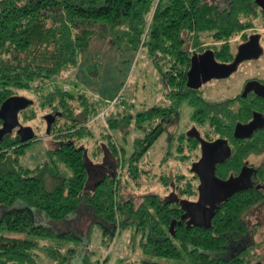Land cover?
Segmentation results:
<instances>
[{"label":"trees","instance_id":"obj_1","mask_svg":"<svg viewBox=\"0 0 264 264\" xmlns=\"http://www.w3.org/2000/svg\"><path fill=\"white\" fill-rule=\"evenodd\" d=\"M253 1L230 0L222 9V0H0V106L18 91H32L39 85L34 92L45 90L39 98L41 106L48 109L46 135L52 137L53 145L45 151V161L31 169L21 164L27 147L40 137L30 126L24 127L32 129L31 140L22 142L13 132L0 143V264H39V253L52 264H70L83 239L72 234L67 224L83 206L95 219L87 229V239L94 225L102 227L104 243L111 242L117 231L131 230L140 238L144 255L157 259L146 264H264L250 252L262 245L252 239L257 225L245 219L252 209L264 204V165L256 172L261 186L216 205L206 229L187 228L180 222L181 208L169 199L170 193L185 199L196 197L197 179L190 166V177H174L167 196L146 194L137 206L118 195L117 171L92 183V190L86 193L93 165L80 143L93 138L89 126L102 121L98 118L101 112L86 94L73 93L69 85L70 90L58 86V81L81 67L90 79L98 78L100 64L89 60L95 37H108L110 48L124 54L144 49L161 81L163 100L135 117L105 113L108 132L119 131L134 120L143 134L126 155L123 147L121 152L117 150L107 133V157L115 158L121 172L137 181L142 172L138 164L165 134V128L178 120L185 105L192 110L187 128L196 127L208 140H230L231 157L216 169L217 178L226 179L238 173L249 154L264 151L262 136L247 141L231 136L234 123L248 120L254 105H246V112L241 113L240 108L230 106L234 100L209 104L201 92H191L186 87L189 50H202L205 40L216 43L236 37L248 27L246 18L252 13L249 4ZM213 49L218 60H230ZM83 59L88 63L82 64ZM117 96L120 103L121 95ZM32 102L19 114L31 109L36 100ZM170 108L174 116L168 113ZM32 118L33 114L26 120ZM196 151L197 141L185 131L168 134L165 160L175 153L184 162L192 155L197 158ZM171 180L166 176L160 179L165 187H170ZM53 225L64 231L57 232ZM245 237L251 243L241 250L235 243ZM247 250L249 256H244ZM92 254L85 252L80 264L107 262L94 260Z\"/></svg>","mask_w":264,"mask_h":264},{"label":"rangeland","instance_id":"obj_2","mask_svg":"<svg viewBox=\"0 0 264 264\" xmlns=\"http://www.w3.org/2000/svg\"><path fill=\"white\" fill-rule=\"evenodd\" d=\"M205 41L210 43L208 40ZM89 52V60H96L100 64L98 78L96 80L90 79L83 71L81 72V67V70H73L61 82L58 81L59 87H62L63 84L72 86L73 93L75 91L84 93L92 101L97 97L98 100L94 101L96 107L100 109L101 113L105 111L104 114H110L112 117H116L118 114L135 117L138 113L162 102L163 88L161 81L156 75L150 58L144 49H139L134 55L124 54L120 50L110 48L108 37L98 36L91 42ZM87 63V60H82V64ZM249 67L252 68L253 65H249ZM249 70L247 64H242L230 77L215 79L203 85L201 87L203 100L209 103H218L232 99L239 94L245 79L251 77ZM44 92L45 90L38 93L33 90H23L18 91L16 94L18 97L36 100L31 109L18 116L21 125L30 126L34 130L35 135L40 136L38 141L27 147L26 154L21 159V164L31 169L43 163L45 161V151L48 147H53L52 137L46 135L44 117L49 114L48 109L41 106L39 98V94L42 95ZM114 94L115 96L121 95L120 103L109 106V103L113 101L112 96ZM122 102L125 104H122ZM181 108L182 111L178 120L168 128V134L186 131L192 110L185 105L181 106ZM31 114H33V118L26 120V117ZM106 114L102 118L98 117L102 121H97L89 126L93 133V138L84 140L80 144L85 149L93 165L90 169L91 175H99L101 173L99 164H114L112 171L113 173L117 171L116 175L120 177L118 195L121 199L132 200L137 206L141 198L146 194H157L161 197L167 196L172 190L171 186L175 183L174 177L180 175H185L187 178L190 177L188 168L190 163L195 160V155L181 162L176 158L177 155L173 153L172 156H168V160H165L167 138L164 134L158 138L147 152V155L138 164L142 172L137 181L128 177L125 171L121 172L120 167L116 166L119 163L115 161V158L109 157L105 159L109 156L108 147L106 146L108 145V140L105 135L109 133L110 139L114 142L118 151L121 152V147H123L126 155H130L133 150L134 140L141 138L143 134L136 127L134 120L119 131L111 130L108 132V129L104 127L106 126ZM249 161L252 164L254 162L255 164L264 163V153L260 156L252 157ZM107 164L105 166H108ZM162 176L172 178L169 181L170 187L163 186V182L160 181ZM95 180L91 178L86 193L92 190V183H95ZM48 187H51V183ZM245 219L250 225L260 223L256 226L257 231L252 239L257 245H262L250 252L264 263V204L262 203L252 209ZM94 221L95 219L89 208L83 206L81 211L68 222V230L83 239L79 242V246L76 247L75 257L70 264H80L82 255L91 251L93 252L92 258L94 260L100 259L102 262L106 259L107 262L104 264H146L153 260L157 261V259H151L144 255L140 238L135 236L131 230L117 231L111 242L104 243L102 227L94 225L87 239V229ZM53 226L59 233L64 231L61 226ZM39 254L41 257L39 264H52L42 253ZM244 256H249V250L245 252Z\"/></svg>","mask_w":264,"mask_h":264},{"label":"water","instance_id":"obj_3","mask_svg":"<svg viewBox=\"0 0 264 264\" xmlns=\"http://www.w3.org/2000/svg\"><path fill=\"white\" fill-rule=\"evenodd\" d=\"M255 4L261 9H264V0H255ZM242 59V57L237 56L232 64L223 65L217 64L211 54H204L201 56L200 61L203 66L210 68L212 71L200 76L196 67L198 64L201 65V63L193 58L191 60V68L187 73L186 87L194 90L199 88L201 80L208 81L212 78L224 79L233 72L234 67L241 62ZM253 85L260 86L256 82L248 83L246 90L249 86ZM255 93L260 95L257 89L255 90ZM32 103V100L18 96L10 97L2 103L0 106V143L5 136L11 135L16 128V133L20 136V141L24 142L26 140H31L34 137L32 129L30 127L22 126L18 120L19 112L32 105ZM258 117V115L253 116V119L245 125L237 124L234 129V135L240 139L249 138L255 130L262 128V125H257L259 123ZM46 119V133L48 134L50 120H48V118ZM195 137L198 138V135L195 134ZM199 143L201 157L198 162L193 163L190 168V171L196 175L199 180L197 201L190 202L185 199H177L174 203L178 204L184 211L180 217V222L187 220V228L195 226L206 229L211 225L216 205L227 201L233 194L248 189L250 183L244 170L236 178L221 180L216 177V165L224 163L231 155L226 140L217 139L213 142H206L199 139ZM173 227L174 224L172 223L170 229L172 230Z\"/></svg>","mask_w":264,"mask_h":264},{"label":"flooded vegetation","instance_id":"obj_4","mask_svg":"<svg viewBox=\"0 0 264 264\" xmlns=\"http://www.w3.org/2000/svg\"><path fill=\"white\" fill-rule=\"evenodd\" d=\"M229 2H230V0H222V3L219 2V5L222 7V9H225L229 5ZM249 5H250L252 13L250 15H248L246 18L248 27L243 29L236 37L233 38V40L229 39V40H224V41H220V42H216V43H204L201 46L202 50L201 49L199 50L196 48L190 49L189 50L190 64H189L188 72L191 68V60L193 58H195V59H197L196 60L197 62L201 63V61H200L201 56H203L204 54H207V53L211 54L213 56V59L217 64H223V65L232 64L235 61L237 56L242 57L243 58L242 61L239 62L234 67L233 72L231 74H229L226 78L230 77L233 73H235L237 71V69L242 64H247L248 68L250 69L249 71L251 72V77L245 79L244 84L242 86V89L240 90L238 95H236L232 99H227L224 101L229 102V101L234 100L235 102H233L232 105H230V106L232 108H234L235 110H238L240 108L241 113L246 112L245 111L246 105L252 106L251 104H253L254 106L251 107V111H250L251 115H250V118L248 120H241L240 119L234 123L232 131H231V136L236 141H247V140H251L255 137L262 136V141L264 143V9H261L258 5H256L255 0L253 1V4H249ZM213 48H215V50L221 52L222 55L228 56V58H230V60L225 61V62L218 60L215 56L216 52L213 51L214 50ZM249 65H251V66L253 65L254 68L253 67L250 68ZM198 66L196 68H197V71L199 72L200 76H202V74H205V73L208 74L212 71L210 68L203 66L202 63H201V65L198 64ZM226 78H224V79H226ZM215 79L216 78H212L208 81L201 80V85L199 86V88L194 89V90L193 89H189V90L191 92L196 93L197 95H198V92H201L202 97H203V92L201 91V87L203 85L210 83L211 81H213ZM217 80H219V79H217ZM252 82L258 83L261 86V88H260V86L253 85V86H249L246 90L247 84L252 83ZM258 88H260V89H258ZM256 89L259 91L260 95H257L255 93ZM207 103H209V102H207ZM209 104H213V103H209ZM168 113L171 116H174L171 108L169 109ZM256 115L259 116L258 117L259 123L257 125H262V128L255 130L249 138H246V139L237 138L234 135L235 126L237 124L245 125V124L249 123L253 119V116H256ZM47 118H48V120H50V117H47ZM163 119H165V116L163 117ZM174 123H175V120H173L171 122V124L165 128L166 130H165L164 135L166 136V138L168 136V128L171 127ZM16 131H17V128L13 130L14 133H16ZM185 132L187 133V135L189 137L193 138L198 143V151L195 152V154L198 156H197V158H195L194 161H192L190 163V168H191V165L193 163L198 162V160L201 157L199 139L204 140L206 142H213L217 139L226 140L227 144L230 148V151H231V147L229 144L230 140L228 138H219L218 137V138L213 139V140H208V139L202 138L199 134V131L196 129V127H193V126L188 127ZM195 134L198 135V138L195 137ZM188 150H189V148H185V151H188ZM263 153H264V151L261 153H258V154H249L244 159L238 173L237 174L231 173L226 179H223V180H228L230 178H236L244 170L245 174L247 175V179L249 180V183H250L249 188L261 186V184H259V180L257 179L256 172L262 165H264V163L255 164V162H254V164H252V163H250L249 160L254 156H260ZM230 157H231V155H230ZM230 157L227 160H229ZM105 159H108V157H106ZM226 161L222 164H225ZM106 164L107 163H105V165ZM105 165H104V163L102 165L99 164V170L101 171V173L99 175H93L92 174L91 178L96 179L95 181H97V180L104 179V177H107L108 175L111 176L113 174L112 168H113L114 164L110 163L109 165L107 164L108 166H105ZM219 165H221V164L216 165V169ZM216 169H215V175H216V171H217ZM194 176L197 179V188H198L199 180H198V177L196 175H194ZM243 191H245V190H243ZM239 192H242V191H239ZM197 198H198V191H197L196 197L191 198V199L179 198L176 195H174L173 193L172 194L170 193V196H169V199L172 203H174V201H176L177 199H179V200L185 199V200H188L190 202H196ZM174 204L178 205L176 203H174ZM183 213H184V211L182 210V214ZM182 222H184V224L186 225L187 220H184ZM258 224H260V223H254L255 226ZM245 240H246V237L244 239H241L240 242L235 243V244L237 246H240L241 250H245L246 248H249V245L251 243V242H249L250 240L247 239L246 240L247 242L245 244L244 243ZM231 245H233V244H230L228 246V248H230Z\"/></svg>","mask_w":264,"mask_h":264},{"label":"built area","instance_id":"obj_5","mask_svg":"<svg viewBox=\"0 0 264 264\" xmlns=\"http://www.w3.org/2000/svg\"><path fill=\"white\" fill-rule=\"evenodd\" d=\"M38 86H39V85H37V87L34 86V87H33L34 90H37V89H38ZM39 88H43V86H42V87H39ZM62 88H63L64 90H70V89H71L68 85H63ZM34 90H33V91H34ZM97 100H98V98L95 97V98H94V101H97ZM118 103H119V96H117L116 98H114L113 101H112L111 103H109V106L117 105ZM104 112H105V111H104ZM104 112H102V113L99 115L101 118L103 117ZM99 116H98V117H99Z\"/></svg>","mask_w":264,"mask_h":264}]
</instances>
